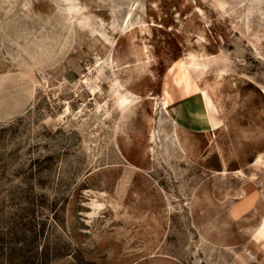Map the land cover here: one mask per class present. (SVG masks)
<instances>
[{
    "label": "rangeland",
    "instance_id": "374dc122",
    "mask_svg": "<svg viewBox=\"0 0 264 264\" xmlns=\"http://www.w3.org/2000/svg\"><path fill=\"white\" fill-rule=\"evenodd\" d=\"M264 264V0H0V264Z\"/></svg>",
    "mask_w": 264,
    "mask_h": 264
},
{
    "label": "crops",
    "instance_id": "0c3cea01",
    "mask_svg": "<svg viewBox=\"0 0 264 264\" xmlns=\"http://www.w3.org/2000/svg\"><path fill=\"white\" fill-rule=\"evenodd\" d=\"M139 264H180L179 262H176L174 260L168 259V258H161L158 257L156 259H153L151 261H144Z\"/></svg>",
    "mask_w": 264,
    "mask_h": 264
}]
</instances>
